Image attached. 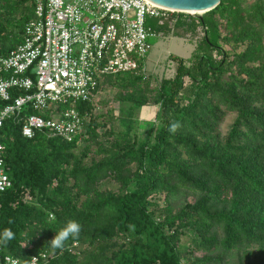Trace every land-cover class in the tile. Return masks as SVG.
Returning <instances> with one entry per match:
<instances>
[{"label": "trees", "instance_id": "1", "mask_svg": "<svg viewBox=\"0 0 264 264\" xmlns=\"http://www.w3.org/2000/svg\"><path fill=\"white\" fill-rule=\"evenodd\" d=\"M33 14L31 0H0L1 56ZM147 25L198 37L188 59L173 58L172 77L102 75L95 96L112 91L111 101L76 103L83 124L72 141L23 136L30 106L4 120L11 186L0 194V227L16 233L4 254L22 264L35 255L42 264H264V0H220L201 19L170 13ZM148 105L157 110L143 132ZM70 219L79 237L51 249Z\"/></svg>", "mask_w": 264, "mask_h": 264}, {"label": "built area", "instance_id": "2", "mask_svg": "<svg viewBox=\"0 0 264 264\" xmlns=\"http://www.w3.org/2000/svg\"><path fill=\"white\" fill-rule=\"evenodd\" d=\"M31 1L34 14L22 42L0 55V99L8 102L0 108V130L6 118L30 106L35 112L21 128L28 138L47 130L72 141L83 124L76 103L95 98L104 74L144 72L149 39L156 34L147 20L180 13L149 0ZM10 186L0 144V194ZM0 264L22 263L0 249ZM26 264H42L41 258Z\"/></svg>", "mask_w": 264, "mask_h": 264}, {"label": "rangeland", "instance_id": "3", "mask_svg": "<svg viewBox=\"0 0 264 264\" xmlns=\"http://www.w3.org/2000/svg\"><path fill=\"white\" fill-rule=\"evenodd\" d=\"M202 32L199 33V36ZM198 37L194 38V41ZM190 37H179L169 34H155V36L149 39L151 48L147 52L144 60L145 72L151 77L152 84H155L162 77H172L175 72L177 65L176 59H188L194 49V41ZM113 92L112 91H99L96 94L94 101L96 105L101 106V102L111 101ZM113 107L117 106V103H112ZM157 107L155 105H148L144 107L142 113L140 114V119H142L141 130L144 132L146 128V122H152L156 114ZM234 118V114H228L223 121L221 128L226 131L230 123ZM106 187L113 188L112 183H106ZM116 188V183H115Z\"/></svg>", "mask_w": 264, "mask_h": 264}, {"label": "clouds", "instance_id": "4", "mask_svg": "<svg viewBox=\"0 0 264 264\" xmlns=\"http://www.w3.org/2000/svg\"><path fill=\"white\" fill-rule=\"evenodd\" d=\"M178 127V123H173L170 126L169 131L175 132ZM8 223L11 224L12 221L9 220ZM81 230V223L75 219H70L66 221L58 231L56 230L54 238L51 239L48 245L51 249H63L70 239H76L79 237ZM14 239H16V233L11 227H0V249L6 248ZM27 242L28 240L23 243L22 246Z\"/></svg>", "mask_w": 264, "mask_h": 264}, {"label": "water", "instance_id": "5", "mask_svg": "<svg viewBox=\"0 0 264 264\" xmlns=\"http://www.w3.org/2000/svg\"><path fill=\"white\" fill-rule=\"evenodd\" d=\"M164 8L183 12L201 19L202 14L215 7L220 0H149Z\"/></svg>", "mask_w": 264, "mask_h": 264}]
</instances>
